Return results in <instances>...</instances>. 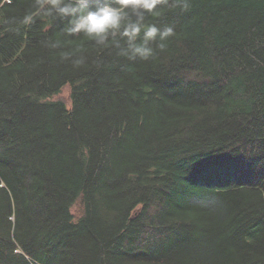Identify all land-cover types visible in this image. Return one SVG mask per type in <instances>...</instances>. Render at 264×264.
Segmentation results:
<instances>
[{
	"label": "trees",
	"instance_id": "trees-1",
	"mask_svg": "<svg viewBox=\"0 0 264 264\" xmlns=\"http://www.w3.org/2000/svg\"><path fill=\"white\" fill-rule=\"evenodd\" d=\"M173 5L165 51L79 68L0 7V264H264V0Z\"/></svg>",
	"mask_w": 264,
	"mask_h": 264
},
{
	"label": "clouds",
	"instance_id": "clouds-1",
	"mask_svg": "<svg viewBox=\"0 0 264 264\" xmlns=\"http://www.w3.org/2000/svg\"><path fill=\"white\" fill-rule=\"evenodd\" d=\"M12 2L0 0V7ZM167 3L168 0H35V10L26 12L19 23L30 25L35 16L66 21L61 32L67 39L46 38L43 44L49 49L64 48L60 59L70 62L73 68L87 61L82 41L91 42L98 51L116 49L118 56L129 61H148L157 50L165 51L167 41L175 35L173 26H157L149 21L158 17L160 6ZM173 6L187 10L189 0H174ZM73 38L81 39L66 47Z\"/></svg>",
	"mask_w": 264,
	"mask_h": 264
},
{
	"label": "rangeland",
	"instance_id": "rangeland-1",
	"mask_svg": "<svg viewBox=\"0 0 264 264\" xmlns=\"http://www.w3.org/2000/svg\"><path fill=\"white\" fill-rule=\"evenodd\" d=\"M67 95H68L67 89H64V90L60 93V95H59L58 97H60V98L63 99L66 103H68ZM239 168H240L241 170L246 169V168H247V162H245V161L242 162V163L240 164ZM249 171H250V169H249Z\"/></svg>",
	"mask_w": 264,
	"mask_h": 264
}]
</instances>
